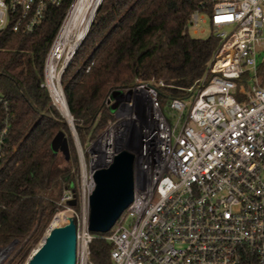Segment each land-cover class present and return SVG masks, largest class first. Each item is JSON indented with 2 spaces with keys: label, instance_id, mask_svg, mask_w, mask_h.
I'll use <instances>...</instances> for the list:
<instances>
[{
  "label": "built area",
  "instance_id": "obj_1",
  "mask_svg": "<svg viewBox=\"0 0 264 264\" xmlns=\"http://www.w3.org/2000/svg\"><path fill=\"white\" fill-rule=\"evenodd\" d=\"M63 0H0V30L33 32L49 6ZM72 0L47 52L43 86L61 77L85 35L70 50L62 31ZM186 30L209 24L218 46L207 74L186 98L160 99L163 81H141L123 89L108 130L87 162L79 151V186L60 204L77 225L76 264H95L89 228L94 173L122 148L136 156L134 199L113 228L112 264H264V0H206ZM77 28L71 26V34ZM64 93V92H63ZM110 98V97H109ZM115 99L108 101L110 106ZM0 103L7 101L0 96ZM8 124L0 131V160ZM15 243L0 246V264ZM24 264H28V259Z\"/></svg>",
  "mask_w": 264,
  "mask_h": 264
},
{
  "label": "trees",
  "instance_id": "obj_2",
  "mask_svg": "<svg viewBox=\"0 0 264 264\" xmlns=\"http://www.w3.org/2000/svg\"><path fill=\"white\" fill-rule=\"evenodd\" d=\"M72 0L49 6L30 33L0 30V131L8 124L0 160V246L19 244L25 262L54 215L65 190L78 191L80 159L68 124L44 82L47 52ZM206 0H102L93 22L61 77L82 147L114 118L112 92L136 80L163 81L160 99L186 98L206 76L218 46L213 35L192 36V12ZM259 71L264 74V60ZM69 140L66 160L52 150L59 131ZM79 209V204L74 205ZM95 264H112V244L96 233Z\"/></svg>",
  "mask_w": 264,
  "mask_h": 264
},
{
  "label": "water",
  "instance_id": "obj_3",
  "mask_svg": "<svg viewBox=\"0 0 264 264\" xmlns=\"http://www.w3.org/2000/svg\"><path fill=\"white\" fill-rule=\"evenodd\" d=\"M88 26L87 32L101 5ZM122 98L120 91L114 92L108 101L115 99V103ZM70 111V110H69ZM71 114V113H70ZM70 122V121H68ZM71 125L75 140L78 143L77 131L71 115ZM52 150L61 153L66 160L71 157L68 136L59 131L51 142ZM80 149V143H78ZM136 156L129 150H120L113 161L106 167L97 169L93 175L95 188L89 197L90 214L89 228L95 233H107L116 224L121 214L134 199L136 190ZM69 205L76 204V191ZM69 222L52 228L45 235L42 244L35 249L28 258V264H76L77 258V225L75 218L69 216Z\"/></svg>",
  "mask_w": 264,
  "mask_h": 264
},
{
  "label": "bare ground",
  "instance_id": "obj_4",
  "mask_svg": "<svg viewBox=\"0 0 264 264\" xmlns=\"http://www.w3.org/2000/svg\"><path fill=\"white\" fill-rule=\"evenodd\" d=\"M100 1L101 0L74 1L62 31L63 39L65 40L68 39L67 42L69 43L70 50H72L76 46V44L80 41V39L84 37L86 29L89 26ZM71 26L77 28L76 33L73 35L71 34ZM48 82L55 104L61 110L64 117L71 122V114L61 86L57 83L56 79L53 78L52 74L49 75ZM68 222H69L68 216H66L64 211H61L54 217L49 227L48 233L52 228L61 226V224Z\"/></svg>",
  "mask_w": 264,
  "mask_h": 264
},
{
  "label": "rangeland",
  "instance_id": "obj_5",
  "mask_svg": "<svg viewBox=\"0 0 264 264\" xmlns=\"http://www.w3.org/2000/svg\"><path fill=\"white\" fill-rule=\"evenodd\" d=\"M190 34L194 37H199V38H206L208 36L211 35V31H210V27H209V24H205L204 25V30H201V31H196V30H191L190 31ZM264 60V51L262 52V54L259 56V61L262 62ZM114 92H117L116 90ZM112 92V94L114 93ZM111 94V95H112ZM116 101H114L111 105H110V108L111 110L114 112L116 110V106H117V103H115ZM58 108V107H57ZM58 110L60 111L62 117H64V115L62 114L61 110L58 108ZM65 121L67 122L68 124V128H69V131H70V134H71V137L74 141V144H75V147L77 149V152L79 154V151H78V143H80V148L82 149L83 151V155H84V158L85 160L88 162L89 161V158H90V155H89V152L91 153V150L93 149V147H96V142L97 140L99 139L100 136H102L103 134H105L106 130H108V124L106 125V127H104V129H102L94 139H92L91 141H89L86 145L85 148L82 147V144L80 142V139H79V136L77 134V137L79 139V142L77 143L76 140H75V135L73 133V129H72V125L70 122H68L67 118H65ZM76 129V128H75ZM118 147L122 148V149H127L128 148V145L126 146L124 143H119L117 144ZM127 147V148H126ZM129 149V148H128ZM78 186H79V181H78ZM61 211H64L66 216H73V212L71 211H68L67 207L65 206H62L61 209L54 215V217L60 213ZM76 211L78 213L79 212V209H76ZM126 211V210H125ZM126 215V212H123V216L124 217ZM54 217L52 218L50 224L48 225V227L46 228L45 232L43 233L42 237L39 239V241L33 246L32 250L30 251L28 257L26 258L25 262L27 261V259L30 257V255L32 254V252L41 244V242L43 241L45 235L48 233V230H49V227L54 219ZM66 224V223H64ZM64 224H61V225H64ZM18 249H19V244L15 243L14 244V247L12 250H10L7 254V262H9V264H24L25 262H22V260L18 257H16V254L18 252Z\"/></svg>",
  "mask_w": 264,
  "mask_h": 264
}]
</instances>
